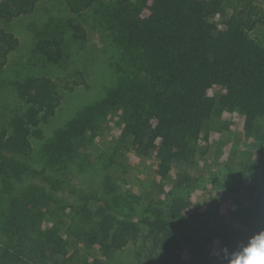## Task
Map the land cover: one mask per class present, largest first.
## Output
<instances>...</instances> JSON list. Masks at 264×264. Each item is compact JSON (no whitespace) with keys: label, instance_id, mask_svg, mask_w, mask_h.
<instances>
[{"label":"trees","instance_id":"1","mask_svg":"<svg viewBox=\"0 0 264 264\" xmlns=\"http://www.w3.org/2000/svg\"><path fill=\"white\" fill-rule=\"evenodd\" d=\"M37 1L0 0V20L32 11ZM64 1L78 16L98 0ZM102 1L112 41L130 73L101 101L58 130L42 149L44 158L60 166L74 163L81 156L85 135L106 112L117 116L136 155L156 161L154 176L159 181L174 162H193L197 145L206 137L204 129L216 113H235L239 129L264 139L258 123L264 117V47L250 34L264 26V9L250 2L229 5L227 0ZM68 24L81 33L78 24L72 20ZM15 46L13 36L0 30V75ZM33 48L50 64L63 58L57 39L40 38ZM4 87L18 103L9 122L10 134L6 141L3 134L0 139V180L9 196L12 180L22 175L43 177L25 159L28 156L18 153L30 146L31 137L41 136L40 126L54 115L59 97L48 78L29 77ZM58 178L51 176L48 185L34 183L10 196L0 222V264H62L67 243L57 228L43 225L50 202L69 201L58 195L62 191ZM69 208L75 222L69 234L103 254L137 239L138 222L92 210L78 199ZM230 212L202 215L193 211L190 199L174 200L169 218L144 221L149 253L161 252L171 264H221L222 250L231 241L264 231V188L249 208L235 204Z\"/></svg>","mask_w":264,"mask_h":264},{"label":"rangeland","instance_id":"2","mask_svg":"<svg viewBox=\"0 0 264 264\" xmlns=\"http://www.w3.org/2000/svg\"><path fill=\"white\" fill-rule=\"evenodd\" d=\"M228 4L250 2L264 9L262 0H227ZM105 3L98 0L73 14L64 0H39L32 11L10 20H0V30L16 41L7 55L0 75V84L35 78H48L57 92L59 103L54 115L40 126L41 136L29 139L30 146L18 155L41 176H24L12 180L11 195L2 190L0 180V222L4 219L10 196L31 184H46L58 175L68 202H50L45 211V228H57L67 243L68 254L62 264H171L161 252L150 254L146 241L145 219L169 218V210L176 199H190L195 213L226 215L234 205L249 208L255 195L264 188V139L253 138L242 129L235 113L214 114L205 127L203 144H198L193 162H174L163 181L154 176L156 161L151 156H138L130 137L122 132L117 116L106 112L98 125L85 135L80 145L81 156L71 165L52 164L42 156V149L58 130L77 118L87 108L101 101L107 91L129 73L120 50L112 41L106 20ZM78 24L81 33L69 26ZM74 34L80 38H75ZM251 37L264 47V26L251 31ZM40 38H54L61 42L63 58L58 64L45 62L34 51ZM0 85V139L6 141L10 119L18 103L8 87ZM264 135V117L258 121ZM264 137V136H263ZM53 180V179H52ZM43 186V185H42ZM73 190L75 194H70ZM75 199L87 208L104 210L107 214L124 216L138 222L137 239L128 241L121 249L108 254L97 251L84 241H77L73 212L69 208ZM65 207V208H62ZM231 213V212H230ZM94 215H97L94 213ZM95 219H100L95 216ZM88 223V222H87ZM84 223V226H87ZM71 228V230H68ZM184 259V258H183Z\"/></svg>","mask_w":264,"mask_h":264},{"label":"clouds","instance_id":"3","mask_svg":"<svg viewBox=\"0 0 264 264\" xmlns=\"http://www.w3.org/2000/svg\"><path fill=\"white\" fill-rule=\"evenodd\" d=\"M221 264H264V231L244 241H231L222 250Z\"/></svg>","mask_w":264,"mask_h":264}]
</instances>
